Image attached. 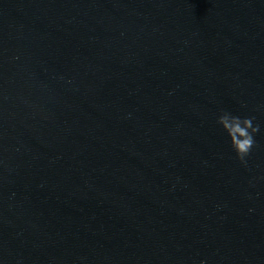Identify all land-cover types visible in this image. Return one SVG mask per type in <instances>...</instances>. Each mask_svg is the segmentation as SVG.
<instances>
[{
  "label": "water",
  "instance_id": "obj_1",
  "mask_svg": "<svg viewBox=\"0 0 264 264\" xmlns=\"http://www.w3.org/2000/svg\"><path fill=\"white\" fill-rule=\"evenodd\" d=\"M0 264H264V0H0Z\"/></svg>",
  "mask_w": 264,
  "mask_h": 264
},
{
  "label": "clouds",
  "instance_id": "obj_2",
  "mask_svg": "<svg viewBox=\"0 0 264 264\" xmlns=\"http://www.w3.org/2000/svg\"><path fill=\"white\" fill-rule=\"evenodd\" d=\"M254 120L255 117L241 118L230 112H223L217 121L241 161L250 154L255 144L254 138L260 132V126H254Z\"/></svg>",
  "mask_w": 264,
  "mask_h": 264
}]
</instances>
